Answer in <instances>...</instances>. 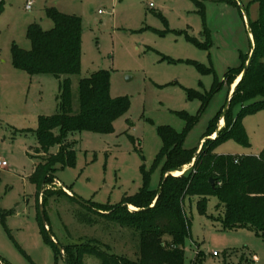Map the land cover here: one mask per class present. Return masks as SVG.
Masks as SVG:
<instances>
[{
    "label": "rangeland",
    "instance_id": "1",
    "mask_svg": "<svg viewBox=\"0 0 264 264\" xmlns=\"http://www.w3.org/2000/svg\"><path fill=\"white\" fill-rule=\"evenodd\" d=\"M239 1L250 21H256L258 4ZM30 3L32 9L27 10ZM204 3L202 13L194 0H5L0 15V162L7 164L0 168V259L4 264H65L41 232L37 187L30 181L45 159L37 158L39 119L60 112L61 81L15 67L14 47L32 49L29 27L37 24L44 31L53 30L55 24L47 14L51 9L81 19V71L70 77L75 114L80 109L81 80L100 71L110 74L111 96L130 102L112 133L84 131L73 136L75 165L58 166L55 183L46 187L70 196L47 203L55 238L63 245L96 239L109 247L111 255L137 260L138 233L106 224L97 216L101 223L82 224L77 217L86 212L73 198L93 207L118 205L141 190L145 172L150 174V189L159 190L162 165L156 166V161L163 147L161 127L185 133L186 149H203L212 120L224 111L239 78L225 84L205 105L191 93L212 91L217 80L223 82L229 70L242 66V55L250 56L251 50L241 8L219 0ZM242 110V105H232L230 117L240 120L248 145L228 140L217 145V155L240 158L264 152V110L245 116ZM187 118H195L196 123L189 126ZM225 128V120H220L216 132ZM198 201L192 198L184 203L191 221L185 264H192L198 252H202V264H264V231L225 228L219 199L207 200V214H201ZM84 262L102 264L93 256Z\"/></svg>",
    "mask_w": 264,
    "mask_h": 264
},
{
    "label": "trees",
    "instance_id": "2",
    "mask_svg": "<svg viewBox=\"0 0 264 264\" xmlns=\"http://www.w3.org/2000/svg\"><path fill=\"white\" fill-rule=\"evenodd\" d=\"M201 12L205 10L206 0H194ZM239 7L236 0H219ZM259 6V17L251 22L255 54L246 77L239 83L231 101L243 106L241 115L254 114L264 110V0H254ZM5 0H0V15L4 11ZM54 22L51 31H44L40 25H31L28 38L32 49L25 51L14 47V65L30 75H51L60 83L59 108L54 116H42L36 137L39 143L37 158H45L36 166L30 181L37 187L38 204L46 206L50 199L59 196L70 197L65 191L46 189L55 183L58 166H74L76 161V142L73 136L84 131L109 134L114 131V123L130 109L127 98H113L110 94V74L106 71L95 73L80 83V109L77 114L73 109L71 76L78 75L82 62L83 25L79 17L65 15L54 9L47 11ZM252 51V46L250 54ZM250 56L242 55V66L227 72L223 82L216 81L209 93H191L201 98L205 104L222 89L225 84L239 78ZM230 108L225 116L226 128L218 133L215 140L205 142L197 155L198 149L185 148V133H178L170 127H161L159 135L163 142L156 166L162 165V182L159 190L149 187L150 174L145 172L144 184L134 196H125L115 206L82 205L85 213L78 216L84 225H96L103 222L120 228H128L140 236V252L137 260L111 255L108 246L96 239L82 240L73 244H61L68 264H85L87 256H93L102 264H185V244L190 236L191 221L184 203L187 199L197 198L201 214H207L206 202L216 197L224 208L223 225L229 229L245 227L264 231V152L257 156H219L215 149L219 143L235 140L248 145V137L240 120L230 117ZM224 109V108H223ZM221 110L212 120L204 139L216 133L221 120ZM189 126L196 123L195 118H187ZM57 153L51 150L58 148ZM194 166L183 176L169 175L191 165ZM211 179L215 181L213 186ZM162 192L160 193V190ZM68 190V189H67ZM159 196L158 201L156 202ZM138 209L132 211L130 207ZM41 232L45 240L54 246L56 258L63 256L50 239L39 209ZM49 225V222H48ZM50 226V225H49ZM51 229V227H50ZM51 232L55 237L52 229ZM202 252H198L192 264H202ZM1 264V263H0ZM4 264V262H2Z\"/></svg>",
    "mask_w": 264,
    "mask_h": 264
},
{
    "label": "water",
    "instance_id": "3",
    "mask_svg": "<svg viewBox=\"0 0 264 264\" xmlns=\"http://www.w3.org/2000/svg\"><path fill=\"white\" fill-rule=\"evenodd\" d=\"M236 1L238 2L239 7L241 8L242 12L244 13V17L246 18L247 28H248V37H249V40H250V43H251V46H252V51H251V54H250V58H249L248 62L246 63L245 69H244L242 75L239 77V81H238L237 85L235 86V88L233 89V92L231 93V95H230V97H229V100H228V102H227V105H226V107H225V109H224V111H223V115H222V117H221V122L225 120V116H226V114H227V112H228V110H229V108H230L231 101H232V98H233L234 93H235V91H236V88H237V86L239 85V83H240V82L246 77V75L248 74V71H249L250 66H251V64H252L253 56H254V54H255V42H254V37H253V32H252V27H251V21H250V19H249V17H248V14H247L246 10L244 9L243 5H241V3H240L239 0H236ZM219 131H220V130L218 129L217 132H216V138H217V136H218ZM216 138H211V137H210V138H206V139H205V142H207V141H209V140H215ZM201 150H202V148L199 147L198 152H197V155L200 153ZM195 162H196V158L194 159V161H193L192 164L190 165V168H189V169H186V170H185L184 172H182V174L179 175V176H183L184 174H186V173H187V172H188V171L194 166ZM169 175H173V176H175L174 173H168V174L165 176V178L168 177ZM211 183H212L213 186L215 185V181H214L213 179H211ZM161 192H162V189L160 190V193H161ZM158 199H159V196H158L156 202L158 201ZM130 209H131L132 211H138V210L132 209V207H130ZM40 211H41V215H42V219H43L44 225H45V227H46V229H47V231H48V233H49L50 239L55 243V245L57 246V248H58L59 251L61 252V254H62V256H63V261H64V263H65V264H68L67 259H66V257H65V251H64L63 247L59 245L58 241L56 240V238L53 236V234H52V232H51L50 226L48 225V222H47V220H46V216H45V214H44V207H43L42 202H41V206H40ZM0 263L2 264L1 259H0Z\"/></svg>",
    "mask_w": 264,
    "mask_h": 264
},
{
    "label": "built area",
    "instance_id": "4",
    "mask_svg": "<svg viewBox=\"0 0 264 264\" xmlns=\"http://www.w3.org/2000/svg\"><path fill=\"white\" fill-rule=\"evenodd\" d=\"M31 9H32V3L27 5V10H31ZM6 166H7L6 162H0V168H4ZM213 255L218 256V253L214 252Z\"/></svg>",
    "mask_w": 264,
    "mask_h": 264
},
{
    "label": "bare ground",
    "instance_id": "5",
    "mask_svg": "<svg viewBox=\"0 0 264 264\" xmlns=\"http://www.w3.org/2000/svg\"><path fill=\"white\" fill-rule=\"evenodd\" d=\"M238 81H239V80H238ZM237 83H238V82H237ZM236 85H237V84H236ZM236 85H235V86H236ZM181 174H182V173H181ZM181 174L174 173V175H181Z\"/></svg>",
    "mask_w": 264,
    "mask_h": 264
},
{
    "label": "crops",
    "instance_id": "6",
    "mask_svg": "<svg viewBox=\"0 0 264 264\" xmlns=\"http://www.w3.org/2000/svg\"><path fill=\"white\" fill-rule=\"evenodd\" d=\"M234 88H235V86H234ZM233 92V90L231 91V93ZM223 124V123H222ZM67 190V189H66ZM68 191V190H67Z\"/></svg>",
    "mask_w": 264,
    "mask_h": 264
}]
</instances>
